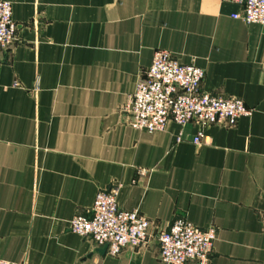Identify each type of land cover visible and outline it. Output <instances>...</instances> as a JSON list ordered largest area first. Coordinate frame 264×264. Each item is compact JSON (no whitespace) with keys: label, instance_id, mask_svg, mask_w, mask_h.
<instances>
[{"label":"crops","instance_id":"obj_1","mask_svg":"<svg viewBox=\"0 0 264 264\" xmlns=\"http://www.w3.org/2000/svg\"><path fill=\"white\" fill-rule=\"evenodd\" d=\"M6 1L17 34L0 67V260L164 264L156 239L112 257L70 230L114 190L155 232L178 218L215 227L210 264H264V25L234 19L240 7L223 0ZM157 50L253 116L189 124L180 143L174 123L133 130L123 107Z\"/></svg>","mask_w":264,"mask_h":264},{"label":"built area","instance_id":"obj_2","mask_svg":"<svg viewBox=\"0 0 264 264\" xmlns=\"http://www.w3.org/2000/svg\"><path fill=\"white\" fill-rule=\"evenodd\" d=\"M236 4L240 12L234 19L246 24L264 25V0H223ZM17 25L13 20V3L0 0V67L2 51L16 40ZM205 72L195 64H181L170 52L157 50L151 67L138 83L135 92L123 107L129 126L136 131L154 134L164 132L170 123L181 128L177 143L182 142V129L189 124L233 127L254 110L239 98L215 96L201 90ZM193 142L207 143L199 130ZM70 230L92 240L97 247L108 246V254L118 257L127 248L146 249L153 239L160 246L164 264H210L217 238V229H201L184 218L176 219L167 230L155 232L152 222L138 211L119 207L117 191L97 194L90 216H75ZM0 264H16L0 260Z\"/></svg>","mask_w":264,"mask_h":264},{"label":"water","instance_id":"obj_3","mask_svg":"<svg viewBox=\"0 0 264 264\" xmlns=\"http://www.w3.org/2000/svg\"><path fill=\"white\" fill-rule=\"evenodd\" d=\"M108 249V246H105L103 249L98 250L99 253L104 254Z\"/></svg>","mask_w":264,"mask_h":264}]
</instances>
